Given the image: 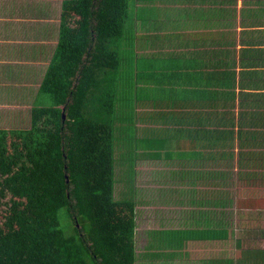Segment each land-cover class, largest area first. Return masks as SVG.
<instances>
[{
    "label": "crops",
    "instance_id": "1",
    "mask_svg": "<svg viewBox=\"0 0 264 264\" xmlns=\"http://www.w3.org/2000/svg\"><path fill=\"white\" fill-rule=\"evenodd\" d=\"M63 1L0 0V130L25 128ZM132 3L129 104L143 115L136 127L160 140L122 167L135 189L144 170L151 227L140 244L136 225L137 253L148 254L137 264H264V0ZM211 229L228 232V256H216ZM165 232L201 241L163 248Z\"/></svg>",
    "mask_w": 264,
    "mask_h": 264
},
{
    "label": "trees",
    "instance_id": "2",
    "mask_svg": "<svg viewBox=\"0 0 264 264\" xmlns=\"http://www.w3.org/2000/svg\"><path fill=\"white\" fill-rule=\"evenodd\" d=\"M133 1H63L39 89L50 104L37 96L30 128L0 130V264H137L147 257L136 250L135 173L122 168L130 162L134 169L137 152L160 145L136 127L143 115L129 104ZM207 234L216 256H228V232ZM199 241L169 232L156 238L163 248Z\"/></svg>",
    "mask_w": 264,
    "mask_h": 264
},
{
    "label": "rangeland",
    "instance_id": "3",
    "mask_svg": "<svg viewBox=\"0 0 264 264\" xmlns=\"http://www.w3.org/2000/svg\"><path fill=\"white\" fill-rule=\"evenodd\" d=\"M37 89V88H36ZM49 100V96L48 95H41V97H39V102H45V105H49L50 104ZM23 119L22 121L24 122V127L25 128H30L31 126V112H29L28 110L25 112V115L21 118ZM139 178L137 179L136 185L137 188L140 190L139 193L137 194V198H138V202L140 203V208H138L139 210V214H138V220H137V234H138V241L140 242V244L143 242H145L146 240V230L149 229L151 226L146 224L147 218L149 216V208L147 206H145L143 204L144 202V187L145 182H144V175H143V169L141 167H139ZM122 169V168H121ZM120 169V171H121ZM138 170V169H137ZM122 187V186H121ZM136 188V189H137ZM143 191V192H142ZM117 196H119V188L117 189ZM61 218H63L62 216L64 215V211L60 213ZM178 214L174 213L172 215L168 214V218H175ZM235 220V219H234ZM236 222V220L234 221ZM65 222H63L62 220V225H64ZM155 222L153 223L152 227L154 226ZM156 227L158 226V224H155ZM175 226V225H174ZM148 227V228H147ZM216 264H221V260H216ZM224 264V263H223Z\"/></svg>",
    "mask_w": 264,
    "mask_h": 264
},
{
    "label": "water",
    "instance_id": "4",
    "mask_svg": "<svg viewBox=\"0 0 264 264\" xmlns=\"http://www.w3.org/2000/svg\"><path fill=\"white\" fill-rule=\"evenodd\" d=\"M63 117H65V116H63Z\"/></svg>",
    "mask_w": 264,
    "mask_h": 264
}]
</instances>
